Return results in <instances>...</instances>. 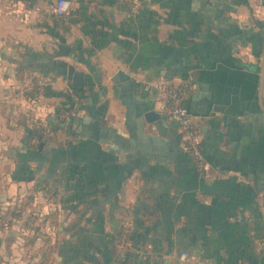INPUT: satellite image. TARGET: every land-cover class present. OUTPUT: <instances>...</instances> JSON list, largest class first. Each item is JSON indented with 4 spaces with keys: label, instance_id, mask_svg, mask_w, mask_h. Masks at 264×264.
Listing matches in <instances>:
<instances>
[{
    "label": "crops",
    "instance_id": "1",
    "mask_svg": "<svg viewBox=\"0 0 264 264\" xmlns=\"http://www.w3.org/2000/svg\"><path fill=\"white\" fill-rule=\"evenodd\" d=\"M56 1L0 0V217L18 213L0 264L46 249L47 264H264V0H69L61 17ZM33 76L54 85L19 93ZM184 80L202 172L174 119L144 117L158 112L145 85ZM69 86L79 111L61 122Z\"/></svg>",
    "mask_w": 264,
    "mask_h": 264
},
{
    "label": "built area",
    "instance_id": "2",
    "mask_svg": "<svg viewBox=\"0 0 264 264\" xmlns=\"http://www.w3.org/2000/svg\"><path fill=\"white\" fill-rule=\"evenodd\" d=\"M117 1L126 5L132 12H137L139 9V2L137 0ZM69 7V0H57L52 11L56 16H63L66 14ZM53 85L54 81L51 78L37 76L19 86L17 91L24 94L35 90L51 88ZM68 90L73 101V105L59 113V119L61 122L76 117L79 111L77 105V95L72 91L70 86L68 87ZM144 90H153L158 112L165 114L176 121L184 151L188 154L196 171L202 172L206 165V159L204 157L200 141L198 117L187 108L191 82L189 80H184L178 86L172 87L166 86L164 82L159 81L154 85H145ZM12 219L13 215L11 212H8L3 218L0 217V225L3 229H8L10 227ZM28 221L29 223H33L34 218L30 217ZM116 244L121 248L128 247L130 245L129 230L127 226H123L118 233L116 237ZM257 247L260 250L264 248V235L257 241ZM181 257H185V254H182ZM240 264H249V261L244 259L240 262Z\"/></svg>",
    "mask_w": 264,
    "mask_h": 264
},
{
    "label": "water",
    "instance_id": "3",
    "mask_svg": "<svg viewBox=\"0 0 264 264\" xmlns=\"http://www.w3.org/2000/svg\"><path fill=\"white\" fill-rule=\"evenodd\" d=\"M68 75L71 77L72 80V86L74 87H79L82 86L83 84V76L82 74H77L74 72V68L72 66H69L68 69ZM117 76L119 78H124L126 77L125 74L121 71L117 72ZM264 84V46H263V54H262V62H261V70H260V83H259V91H258V97H259V104L261 109L264 112V107L261 103V96H262V88ZM145 119L147 122H154L155 125L159 128L160 124L157 122V120L162 117L160 113L151 110L145 113Z\"/></svg>",
    "mask_w": 264,
    "mask_h": 264
},
{
    "label": "trees",
    "instance_id": "4",
    "mask_svg": "<svg viewBox=\"0 0 264 264\" xmlns=\"http://www.w3.org/2000/svg\"><path fill=\"white\" fill-rule=\"evenodd\" d=\"M138 2L140 1V0H137ZM55 15V14H54ZM56 16V15H55ZM56 17H61V16H56ZM74 93L77 95V98L80 96V94H79V92L74 88ZM60 122H55L52 126H51V128H52V130L54 131V130H56V129H60L61 128V126H60ZM35 131H37V132H41V130L40 129H35ZM11 211H15V209H13V210H11ZM14 213H16V211L14 212ZM129 238H130V235H129ZM50 249H46L44 252H43V254H42V256H41V260L37 263V264H47L48 263V260H49V258H50ZM252 256H250V255H245V254H243V255H240V256H238V257H236L235 258V260L232 262V264H239V262L240 261H242L243 259H246L247 261H249V264H252Z\"/></svg>",
    "mask_w": 264,
    "mask_h": 264
},
{
    "label": "rangeland",
    "instance_id": "5",
    "mask_svg": "<svg viewBox=\"0 0 264 264\" xmlns=\"http://www.w3.org/2000/svg\"><path fill=\"white\" fill-rule=\"evenodd\" d=\"M32 78H35V77L33 76V77L29 78V79H28V81H29V80H31ZM9 212H11V213H12V215H14V214H18V213H14L15 211H14V212H13V211H9ZM7 213H8V212H7ZM31 217H32V216H31ZM33 223H34V222H33ZM33 223H32V225H33ZM32 225H31V227H30V228H32V229H33L34 227H33Z\"/></svg>",
    "mask_w": 264,
    "mask_h": 264
}]
</instances>
